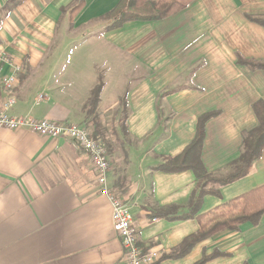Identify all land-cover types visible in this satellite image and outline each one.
I'll return each instance as SVG.
<instances>
[{"label":"crops","instance_id":"0c3cea01","mask_svg":"<svg viewBox=\"0 0 264 264\" xmlns=\"http://www.w3.org/2000/svg\"><path fill=\"white\" fill-rule=\"evenodd\" d=\"M118 2L0 0V109L16 65L11 117L85 126L103 138L107 187L129 208L138 245L156 254L155 264H194L213 252L221 255L204 264H264V214L162 259L198 231V216L264 185V149L245 177L208 185L193 218L169 219L188 213L193 172L154 169L214 113L201 161L210 175L231 171L242 134L257 126L252 104L264 102V69L237 63H264V27L248 19L264 20V0H192L164 19L113 28L105 16ZM99 79V103L87 114ZM93 169L66 138L0 129V264H125ZM170 207L177 210L162 216Z\"/></svg>","mask_w":264,"mask_h":264},{"label":"trees","instance_id":"16d2710c","mask_svg":"<svg viewBox=\"0 0 264 264\" xmlns=\"http://www.w3.org/2000/svg\"><path fill=\"white\" fill-rule=\"evenodd\" d=\"M192 0H119L115 8L105 18L112 21L111 27L115 28L127 21H157L169 17L184 9ZM250 21L264 27V20L248 18ZM237 63L245 65L252 70L264 69V63H255L237 58ZM102 83L99 79L97 86L92 89L87 105V114H93L99 103ZM121 106L126 109L125 96L121 99ZM252 110L257 120V126L242 134L241 153L231 165V171L225 175H210L206 172L201 161V151L205 136V123L214 113L204 114L197 119L196 131L192 141L181 153L173 157H163L161 162L154 168L166 173H178L186 170L193 172L197 180V188L191 196L187 206V214L179 218H193L200 207L202 197L210 191L206 187L211 184L219 186L228 185L245 177L253 162L258 160L264 149V102L258 100L252 104ZM126 112V111H125ZM125 116V115H124ZM125 130V124L122 126ZM96 137V134H92ZM214 193V192H211ZM215 194V193H214ZM177 207L167 208L162 216H168ZM264 214V185L246 194L235 198L219 207L211 210L208 214L198 216L199 229L195 234L185 238L180 246L165 254L162 259H179L187 255L193 246L199 242L219 233L220 231H237L244 223L257 225ZM218 252L211 255H202L201 259L194 264H204L209 259L220 256ZM155 264V263H153Z\"/></svg>","mask_w":264,"mask_h":264},{"label":"built area","instance_id":"2783aa9c","mask_svg":"<svg viewBox=\"0 0 264 264\" xmlns=\"http://www.w3.org/2000/svg\"><path fill=\"white\" fill-rule=\"evenodd\" d=\"M20 67L12 65V72L2 82L4 91L9 95L0 109V129H25L37 135L50 138H66L72 141L90 158L100 188V194L105 196L111 205V226L118 236L124 252L125 264H153L156 254L151 250H143L138 245L137 234L133 226V219L129 208L107 187L109 171V155L102 140L93 137L87 127L78 125L57 124L47 120H36L31 117H11L8 110L15 104L13 97L17 86V76Z\"/></svg>","mask_w":264,"mask_h":264},{"label":"rangeland","instance_id":"374dc122","mask_svg":"<svg viewBox=\"0 0 264 264\" xmlns=\"http://www.w3.org/2000/svg\"><path fill=\"white\" fill-rule=\"evenodd\" d=\"M66 125H69V124H66ZM71 125V124H70ZM82 127H85V126H82ZM102 139V141H104V143H105V140L103 139V138H101ZM106 144V143H105Z\"/></svg>","mask_w":264,"mask_h":264}]
</instances>
